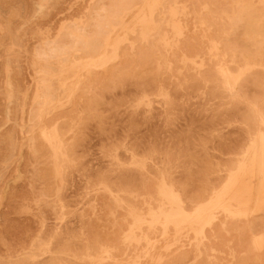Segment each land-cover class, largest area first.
<instances>
[{"label": "rangeland", "instance_id": "rangeland-1", "mask_svg": "<svg viewBox=\"0 0 264 264\" xmlns=\"http://www.w3.org/2000/svg\"><path fill=\"white\" fill-rule=\"evenodd\" d=\"M263 214L264 0H0V264H264Z\"/></svg>", "mask_w": 264, "mask_h": 264}, {"label": "bare ground", "instance_id": "bare-ground-1", "mask_svg": "<svg viewBox=\"0 0 264 264\" xmlns=\"http://www.w3.org/2000/svg\"><path fill=\"white\" fill-rule=\"evenodd\" d=\"M164 1H165V0H164ZM171 1H172V0H171ZM168 2H169V1H168ZM169 3H170V2H169ZM66 36H67V35H66ZM70 38H71V37H70ZM61 41H62V40H61ZM61 41H60V42H61ZM63 43H64V41H63ZM63 43H62V42H61V43L58 42V44L56 43L55 45H56V47H57V45L60 46V44H63ZM64 44H65V43H64ZM64 44H63V45H64ZM56 47L53 48V49H56ZM60 47H61V46H60ZM65 47H66V46H65ZM57 48H58V50H59V47H57ZM62 48H63V46H62ZM64 49H65V48H64ZM64 49H61V50H64ZM56 52H57V51H56ZM56 52H54V53H56ZM219 52H220V51H219ZM219 52H218V53H219ZM58 53H60V51H59ZM58 53H57V54H58ZM90 54H91V53H90ZM249 62H250V61H249ZM246 69H247V68H246ZM244 72H245V70H244ZM245 73H246V72H245ZM223 74H224V73H223ZM242 76H243V75H242ZM224 77H225V76H224ZM223 79H224V78H223ZM225 80H227V79H225ZM50 81H51V80H50ZM242 81H243V78H242ZM244 81H245V80H244ZM240 82H241V81H240ZM240 82H239V83H240ZM49 87H50V86H49ZM227 88H228V87H227ZM230 94H231V93H230ZM40 103H41V102H40ZM42 104H43V103H42ZM44 106H45V105H44ZM44 106H43V107H44ZM39 107H40V106H39ZM37 115H38V114H37ZM37 115H36V116H37ZM258 119H259V118H258ZM38 121H39V120H38ZM259 122H260V121H259ZM34 125H35V124H34ZM55 128H56V127H55ZM58 128H59V127L57 126V129H58ZM52 130H53V129H52ZM59 130H60V129H59ZM60 131H61V130H60ZM60 131H59V132H60ZM51 132H52V131H51ZM56 133H57V132H56ZM51 134H52V133H51ZM61 134H62V133H61ZM57 135H60V133H59V134L57 133ZM54 136H55V135H54ZM55 138H56V137H55ZM59 139H60V138H59ZM53 142H54V141H53ZM59 143H60V141H59ZM55 144H56V143H55ZM62 147H63V145H62ZM63 148H64V147H63ZM64 149H65V148H64ZM64 149H61V151L64 150ZM56 150H57V149H56ZM65 150H66V149H65ZM65 150H64V151H65ZM33 151H34V150H33ZM62 152H63V151H62ZM34 154H35V153H34ZM59 154H60V153H59ZM64 154L66 155V152H64ZM64 154H62V155H64ZM65 157H66V156H65ZM60 158H61V157H60ZM62 159H63V158H62ZM53 160H54V159H53ZM65 160H66V158H65ZM68 160H69V157H68ZM61 168H62V167H61ZM215 188H216V187H215ZM209 192H212V190L209 191ZM207 194H208V193H207ZM210 194H211V193H210ZM208 195H209V194H208ZM208 195H207V196H208ZM210 197H211V196H210ZM208 198H209V197H205L206 200H208ZM205 199H204V200H205ZM203 203H204V202H203ZM150 212H151V211H150ZM158 212H159V211H158ZM261 213H262V212H261ZM146 214H147V213H146ZM258 214H259V213H258ZM255 215H256V214H255ZM263 215H264V214H263ZM262 217H263V216H262ZM257 223H258V222H257ZM250 224H251V223H250ZM258 224H259V223H258ZM255 225H256V224H255ZM255 227H256V226H255ZM261 227H262V226H261ZM256 228H257V227H256ZM154 229H155V228H154ZM256 231H257V230H256ZM254 232H255V231H254ZM255 234H256V232H255ZM259 234H260V233H259ZM140 238H141V237H140ZM145 238H146V237H145ZM137 241H138V240H137ZM139 242H140V241H139Z\"/></svg>", "mask_w": 264, "mask_h": 264}]
</instances>
